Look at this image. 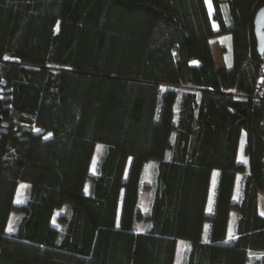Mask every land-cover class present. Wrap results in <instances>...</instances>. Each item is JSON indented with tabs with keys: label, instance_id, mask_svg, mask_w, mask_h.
Listing matches in <instances>:
<instances>
[{
	"label": "trees",
	"instance_id": "trees-1",
	"mask_svg": "<svg viewBox=\"0 0 264 264\" xmlns=\"http://www.w3.org/2000/svg\"><path fill=\"white\" fill-rule=\"evenodd\" d=\"M210 2L212 15L206 0H0V264H173L178 239L180 264H264V98H249L264 0ZM224 34L218 69L209 39Z\"/></svg>",
	"mask_w": 264,
	"mask_h": 264
},
{
	"label": "crops",
	"instance_id": "crops-1",
	"mask_svg": "<svg viewBox=\"0 0 264 264\" xmlns=\"http://www.w3.org/2000/svg\"><path fill=\"white\" fill-rule=\"evenodd\" d=\"M223 9L225 11V14H227V8H226L225 4H224ZM212 25H213V23H212ZM213 28L215 30L217 29V27L215 28L214 25H213ZM209 45H210V48H211V51H212V55H213L215 66L218 69L227 68V66L229 65V62H230V57H229V35L228 34H224V35L214 36V37L209 39ZM100 151H101V149H100ZM99 155H100V152H99V154H97V156L95 158V153L93 154V157H92V160H91V163H90V172L91 173H93V171H94L95 164H96V162H97V160L99 158ZM238 157H239V161L246 162V155L244 153V136L240 137ZM150 162H151V165H150ZM153 167H154V161L153 160H149L147 162V164H146V167H145V174H144L145 187L142 190L141 200H140V209H141V212L143 213V215L146 213L147 208H148V204H149V199H150V188H149V185L151 184V180H152V176H153ZM239 174L240 173H238L236 175L235 183H234V187H233V194H232V201L233 202L237 201L238 195H239L240 179H241V174L240 175ZM216 175H217V171L214 170L212 172L210 186H209V191H208V197H207V205H206L207 214L210 213L211 208H212V204H213L214 186H215ZM147 177H149V180H150L149 182L148 181L146 182ZM88 183H89V180H87V186H88ZM19 187L23 188L22 189V194H21L22 195V200H21L20 203L17 202V191H18ZM26 187H27L26 183L18 182L17 189H16V194H15V198H14V204L16 206H19V205L22 204ZM257 208H258L259 214L264 216V191H259L258 192ZM56 211L59 212V216L58 217H60V215L63 212V209L59 208V209H55L54 210L51 222H52V224L54 226L60 227V225H61L60 221H59L58 225L55 224L54 221H53L54 213ZM18 215H19V211L16 208L11 210L9 218H8V221H7V224H6V230L7 231H10L12 229V226L15 223ZM235 215H236V210L234 208H232L231 211H230V217H229L228 224H227V236L228 237H232V234H233V226H234V222H235ZM146 225H147V222H146L145 217L143 216L137 222V227H136L137 231H139V232L144 231L145 228H146ZM208 229H209V221H205L204 224H203V234H202L203 239H206L207 234H208ZM186 244H187V242L184 239H178L176 241L173 264H180V260H181L183 251H184V249L186 247Z\"/></svg>",
	"mask_w": 264,
	"mask_h": 264
},
{
	"label": "water",
	"instance_id": "water-1",
	"mask_svg": "<svg viewBox=\"0 0 264 264\" xmlns=\"http://www.w3.org/2000/svg\"><path fill=\"white\" fill-rule=\"evenodd\" d=\"M253 32L256 39V51L264 55V6L259 8L253 17Z\"/></svg>",
	"mask_w": 264,
	"mask_h": 264
},
{
	"label": "rangeland",
	"instance_id": "rangeland-1",
	"mask_svg": "<svg viewBox=\"0 0 264 264\" xmlns=\"http://www.w3.org/2000/svg\"><path fill=\"white\" fill-rule=\"evenodd\" d=\"M207 2V7H208V11H209V14L210 15H212V12H213V10H212V6H211V2H210V0H206ZM212 23H213V25H214V27L216 28L217 27V24H216V22L214 21V20H212ZM193 64L194 63H196V62H192ZM181 90L183 89V90H193L192 88H188V87H186V88H180ZM44 136L45 137H48V136H50V133L49 132H46V133H44ZM101 147H102V145L101 144H97L96 145V147H95V150H94V153H95V158H96V156H97V154H99V152H100V149H101ZM150 165H151V162H150ZM92 171V170H91ZM240 175V174H239ZM149 182L150 180H149V177H147V179H146V182ZM22 187H19L18 188V191H17V202L18 203H20L21 202V200H22ZM59 212H55L54 213V218H53V221H54V223L55 224H59Z\"/></svg>",
	"mask_w": 264,
	"mask_h": 264
},
{
	"label": "built area",
	"instance_id": "built-area-1",
	"mask_svg": "<svg viewBox=\"0 0 264 264\" xmlns=\"http://www.w3.org/2000/svg\"><path fill=\"white\" fill-rule=\"evenodd\" d=\"M249 98L253 102H258L264 98V63L259 69V75L254 86L252 93L249 95Z\"/></svg>",
	"mask_w": 264,
	"mask_h": 264
}]
</instances>
